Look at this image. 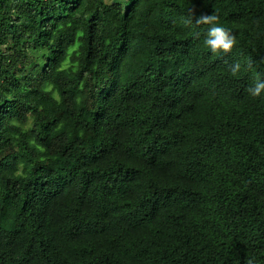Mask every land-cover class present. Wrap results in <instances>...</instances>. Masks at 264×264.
<instances>
[{"label":"trees","instance_id":"trees-1","mask_svg":"<svg viewBox=\"0 0 264 264\" xmlns=\"http://www.w3.org/2000/svg\"><path fill=\"white\" fill-rule=\"evenodd\" d=\"M257 79L264 0H0V264H264Z\"/></svg>","mask_w":264,"mask_h":264},{"label":"clouds","instance_id":"clouds-1","mask_svg":"<svg viewBox=\"0 0 264 264\" xmlns=\"http://www.w3.org/2000/svg\"><path fill=\"white\" fill-rule=\"evenodd\" d=\"M208 26L207 35L204 39V46L213 54L217 53H230L236 46L237 41L235 35L221 25L220 18L215 13H201L199 16L195 15V8L192 7L190 17L184 20L185 25ZM196 37H199V33H194ZM230 74L235 77L241 71V65L236 62L229 66ZM249 94L253 97H259L264 92V81L257 79L256 83L247 89ZM246 264H257L255 257H250L246 260Z\"/></svg>","mask_w":264,"mask_h":264}]
</instances>
